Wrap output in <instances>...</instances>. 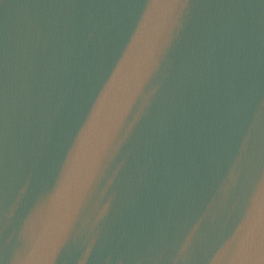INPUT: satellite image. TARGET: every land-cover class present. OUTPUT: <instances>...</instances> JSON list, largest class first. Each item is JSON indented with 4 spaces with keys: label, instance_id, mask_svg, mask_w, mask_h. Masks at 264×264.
<instances>
[{
    "label": "water",
    "instance_id": "water-1",
    "mask_svg": "<svg viewBox=\"0 0 264 264\" xmlns=\"http://www.w3.org/2000/svg\"><path fill=\"white\" fill-rule=\"evenodd\" d=\"M0 264H264V0H0Z\"/></svg>",
    "mask_w": 264,
    "mask_h": 264
}]
</instances>
